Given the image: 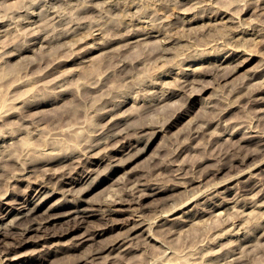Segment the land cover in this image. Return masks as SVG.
I'll return each instance as SVG.
<instances>
[{
    "label": "rangeland",
    "instance_id": "obj_1",
    "mask_svg": "<svg viewBox=\"0 0 264 264\" xmlns=\"http://www.w3.org/2000/svg\"><path fill=\"white\" fill-rule=\"evenodd\" d=\"M262 63L264 0H0V264H264Z\"/></svg>",
    "mask_w": 264,
    "mask_h": 264
},
{
    "label": "bare ground",
    "instance_id": "obj_2",
    "mask_svg": "<svg viewBox=\"0 0 264 264\" xmlns=\"http://www.w3.org/2000/svg\"><path fill=\"white\" fill-rule=\"evenodd\" d=\"M144 30H145V29H144ZM144 30H141V31L145 32ZM131 32L133 33L134 31H131ZM136 32H137V31H136ZM151 32H153V30H152ZM156 32H157V31H156ZM129 33H130V32H129ZM134 33H135V32H134ZM139 33H141V32H139ZM146 33H147V32H146ZM135 34H136V33H135ZM158 34H161V33L158 32ZM125 35H126V34H125ZM125 35H124V36H125ZM137 35H138V33H137ZM137 35H136V36H137ZM127 36H128V35H127ZM127 36H125V37H127ZM132 36H134V35H132ZM158 36H159V35H158ZM125 37H122V38H123V39H128V38H125ZM130 37H131V36H130V34H129V38H130ZM134 37H135V36H134ZM122 38H121V39H122ZM131 38H132V37H131ZM144 38H146V36H145ZM147 38H148V37H147ZM121 39H120V40H121ZM140 39H141V38H140ZM110 40H112V38H111ZM123 41H124V40H123ZM136 41H138V40H136ZM127 42H128V40H127ZM129 42H130V41H129ZM134 42H135V41H134ZM109 43H112V41L109 42ZM130 44H131V43H130ZM111 45H112V44H111ZM127 45H128V44H127ZM108 46H109V45H108ZM112 50H113V49H112ZM112 50H111V51H112ZM108 51H110V50H108ZM262 64H263V63H262ZM263 65H264V64H263ZM261 68H262V66H261ZM203 73H206V72H203ZM203 73H201V74H203ZM128 74H129V73H127L126 76H128ZM206 74H207V73H206ZM208 75H209V74H208ZM130 76H131V75H130ZM124 77H125V74H124L123 78H124ZM126 79H128V77H127ZM184 83H185V82H184ZM187 83H188V81H187ZM185 84H186V83H185ZM181 85H183V84H181ZM260 85H261V84H260ZM262 85H264V84H262ZM183 87H184V86H183ZM258 88H259V87H258ZM205 89H207V88H205ZM205 89H204V90H205ZM247 89H248V88H247ZM253 89H254V88H253ZM255 89H256V88H255ZM261 89H262V88H261ZM204 90H203V91H204ZM257 90H258V89H257ZM236 91H237V90H236ZM248 91H249V90H248ZM259 91H260V89H259ZM263 91H264V90H263ZM169 92H170V91H169ZM172 93H173V92H172ZM234 93H235V92H234ZM175 94H176V93H175ZM173 95H174V94H173ZM251 95H252V94H251ZM167 97H168V96H167ZM242 97H243V95H242ZM246 97H247V96H246ZM246 97H245V98H246ZM125 98H126V97H125ZM125 98H124V99H125ZM162 98H164V96H163ZM165 98H166V97H165ZM252 98H253V97H252ZM260 98H261V97H260ZM106 99H107V98H106ZM106 99H104V101H105ZM122 100H123V99H122ZM163 100H164V99H163ZM258 100H259V99H258ZM109 101H110V100H109ZM120 101H121V100H120ZM124 101H125V100H124ZM126 101H127V99H126ZM153 101H154V100H153ZM159 101H160V100H159ZM154 102H156V100H155ZM161 102H162V101H161ZM105 103H106V101H105ZM107 103H109V102H107ZM110 103H111V101H110ZM156 103H157V102H156ZM123 104H124V103H123ZM123 104H122V105H123ZM152 104H154V103H152ZM152 104H151V105H152ZM110 105H111V104H110ZM116 105H117V106H121V105H118L117 103H116ZM149 106H150V105H149ZM155 106H156V105H155ZM157 106H158V105H157ZM144 107H145V106H144ZM152 107H153V106H152ZM108 108H109V106H108ZM108 108H107V110H108ZM117 108H118V107H117ZM148 108H149V107H148ZM148 108H147V106H146V111L149 110L151 107H150L149 109H148ZM154 108H155V107H154ZM152 109H153V108H152ZM155 109H156V108H155ZM112 110H113V108H112ZM144 110H145V108H144ZM104 111H105V110H104ZM108 111H110V109H109ZM106 112H107V111H106ZM183 112H184V111H183ZM107 113H108V112H107ZM180 113H181V111H180ZM176 118H177V117H176ZM100 119H101V117H100ZM109 121L111 122V120H109ZM113 121H114V120H113ZM211 121H212V120H211ZM113 125H114V124H113ZM137 128H138V127H137ZM140 128H141V127H140ZM140 128H139V129H140ZM142 128H144V126H142ZM203 128H205V127H203ZM247 129H248V128H247ZM195 130L197 131V129H195ZM195 130H193V131L196 132ZM199 130H200V129H199ZM251 131H252V130H251ZM256 131H258V130H255L254 132H256ZM258 132H259V131H258ZM116 133H118V132H116ZM123 133H125V132H123ZM192 133H193V132H192ZM198 133H199V132H197V134H198ZM256 133H257V132H256ZM260 133H261V135L257 134V135H259V136H253V135H252L251 137H252L253 139H254L255 137H260V138H262V139L257 140V141H259V142L261 143V145H259V146L264 147V138H263V136H262L263 133H262L261 131H260ZM118 134H119V133H118ZM118 134H114V136L117 137ZM120 134L122 135V133H120ZM126 134H128V133H125V136L127 137ZM197 134H196V135H197ZM102 135H103V134H102ZM112 135H113V134H112ZM188 135H189V134H188ZM255 135H256V134H255ZM109 136H111V135H109ZM114 136H113V138H116V137H114ZM119 136H120V135H119ZM123 136H124V135H123ZM261 136H262V137H261ZM128 137H130V138H128V139L131 140V137H133V135L131 136V135L128 134ZM189 137H190V135H189ZM196 137H197V136H196ZM247 137L249 138V137H250V134H249V136L247 135ZM108 138H110V137H108ZM187 138H188V137H187ZM192 138H193V136H192ZM244 138H246V137H244ZM248 138H247L246 140H249ZM252 138H251V139H252ZM106 139H107V138H106ZM118 139H119V138H118ZM120 139H121V138H120ZM134 139H135V138H134ZM122 140H123V139H122ZM122 140H121V141H122ZM103 141H104V140H103ZM114 141H116V140H114ZM117 141H119V140H117ZM125 141H126V140H125V138H124V141H123V142L125 143ZM127 141H128V140H127ZM186 141H187V140H186ZM193 141H195V139H194ZM104 142H105V141H104ZM119 142H120V141H119ZM119 142H116L117 144H116V143L114 144V147L116 148V151H117V147H118V146H115V145L120 144ZM123 142H121V143H123ZM191 142H192V141H191ZM199 142H200V141H199ZM110 143H111V142H110ZM112 143H113V142H112ZM135 143H137V141H136ZM138 143H139V142H138ZM253 143H254V142H253ZM253 143H252V144H253ZM98 144H99V142H98ZM130 144H131V143H130ZM185 144H186V142H185ZM91 145H92V144H91ZM91 145H90V151L93 150V149H91V147H92V148H95L96 143L93 144L94 147H93V145H92V146H91ZM120 145H121V144H120ZM124 145H125V144H124ZM194 145H196V144H194ZM194 145H193V147H194ZM98 146H99V145H98ZM259 146H257V147H259ZM88 147H89V145H88ZM114 147H112V148H114ZM123 147H124V146H123ZM96 148H97V147H96ZM121 148H122V147H121ZM190 148H191V147H190ZM86 149H87V147H86ZM109 149H110V148H108V150H109ZM260 149H261V148H260ZM108 150H107V151H108ZM110 150H112V149H110ZM113 150H114V149H113ZM84 151H86V150H84ZM84 151H83V152H84ZM87 151H88V153H89V149H88ZM102 151H103V150H102ZM122 151H123V150H121V152H122ZM237 151H239V149H238ZM97 152H98V151H97ZM100 152H101V151H100ZM105 152H106V151H105ZM124 152H125V151H124ZM258 152H259V151H258ZM260 152H261V150H260ZM80 153H81V152H80ZM231 153H233V152H231ZM255 153H256V152H255ZM263 153H264V152H263ZM256 154H257V153H256ZM261 154H262V153H261ZM87 155H88V154H87ZM99 155H100V154H99ZM89 156H90V155H89ZM92 156H93V155H92ZM130 156H131V155H130ZM130 156H129L130 159L128 158L129 160H126V159H125V160H126L125 162H127L126 165H128L129 163L132 162V160H134L133 158H134L135 155H132L133 158H131L132 156H131V157H130ZM247 156H250V155H247ZM247 156H246V157H247ZM58 157H59V156H58ZM63 157H64V156H63ZM65 157H66V156H65ZM71 157H72V156H71ZM78 157H79V156H78ZM78 157H77V158H78ZM83 157H84V155H83ZM83 157H82V158H83ZM137 157H138V156H137ZM61 158H62V157H61ZM67 158H68V157H67ZM67 158H66V159H67ZM88 158H89V157H88ZM91 158H93V157H91ZM94 158H95V157H94ZM96 158H97V157H96ZM102 158H103V157H102ZM238 158H239V157H238ZM58 159H60V157H59ZM64 159H65V158H64ZM100 159H101V158H100ZM53 160H54V159H53ZM74 160H75V159H74ZM78 160H79V158H78ZM88 160H90V159H88ZM261 160H262V159H261ZM50 161H51V160H50ZM62 161H63V160H62ZM75 161H76V160H75ZM81 161H82V160H81ZM83 161H84V160H83ZM242 161H243V160H242ZM242 161H241V162H242ZM46 162H47V161H46ZM48 162H49V161H48ZM51 162H52V161H51ZM51 162H50V163H51ZM94 162H95V161H94ZM259 162H260V165H261V162L263 163V161H259ZM50 163H49V164H50ZM60 163H61V161H60ZM74 163H75V162H74ZM78 163H80V161H78ZM78 163H77V164H78ZM89 163H90V161H89ZM257 163H258V162H257ZM257 163H255V164L258 165L259 163H258V164H257ZM51 164H52V163H51ZM77 164H76V165H77ZM81 164H82V163H81ZM221 164H222V163H221ZM253 164H254V163H253ZM255 164L253 165V167H255ZM27 165H28V164H27ZM85 165H86V164H85ZM85 165H84V166H85ZM116 165H117V164H116ZM242 165H243V164H242ZM44 166H45V165H44ZM72 166H73L72 169H74V168H75L74 165H72ZM79 166H80V165H79ZM79 166H78V167H79ZM114 166H115V165H114ZM124 166H125V165H124ZM224 166H225V164H224ZM258 166H259V165H258ZM258 166H257V167H258ZM31 167H32V166H31ZM46 167H48V166H46ZM59 167H61V166H59ZM78 167H76V168H78ZM110 167H111V166H110ZM119 167H120V166H119ZM219 167H220V166H219ZM222 167H223V166H222ZM43 168H45V167H43ZM76 168H75V169H76ZM111 168H112V167H111ZM121 168H122V167H121ZM251 168H252V167H251ZM29 169H30V168H29ZM31 169H32V168H31ZM47 169L50 170L49 167H48ZM59 169H60V168H59ZM61 169L63 170V168H61ZM61 169H60V170H61ZM72 169H71V170H72ZM81 169H82V168H81ZM249 169H250V168H249ZM24 170H27V168H26V169L24 168ZM49 170H47V171L49 172ZM60 170H59V171H53V172H55V174H57V173L60 174V173H59ZM62 170H61V171H62ZM71 170H69V172H71ZM87 170H88V168H87ZM215 170H219V169L217 168V169H215ZM221 170H222V169H221ZM246 170H248V169H246ZM246 170H245V171H246ZM253 170H254V168H253ZM253 170H251V171H253ZM72 171H73V170H72ZM85 171H86V170H85ZM67 172H68V171H67ZM74 172H75V171H74ZM77 172H79V171H77ZM217 172H218V171H217ZM241 172H242V171H241ZM241 172H240V173H241ZM46 173H47V172H46ZM49 173H50V172H49ZM62 173H63V171H62ZM62 173H61V174H62ZM71 173H73V172H71ZM88 173H89V171H88ZM107 173H108V172H107ZM107 173H106V174H107ZM238 173H239V172H238ZM240 173H239V175H242V173H241V174H240ZM244 173H245V172H244ZM246 173H247V172H246ZM263 173H264V172H263ZM51 174H52V173H51ZM51 174H49V175H51ZM53 174H54V173H53ZM64 174H65V172H64ZM253 175H254V174H253ZM60 176H61V175H60ZM62 176H63V175H62ZM63 177H64V176H63ZM83 177H85V176H83ZM89 177H90V176H89ZM237 177H238V176H237ZM239 177H240V176H239ZM251 177H252V176H251ZM253 177H254V176H253ZM256 177H257V176H256ZM259 177H260V176H259ZM259 177H258V178H259ZM249 178H250V177H249ZM260 178H261V177H260ZM262 178H263V177H262ZM65 179H66V178H65ZM72 180H73V179H72ZM149 180H151V179H149ZM259 180H260V179H259ZM19 181H20V180H19ZM58 181H59V180H58ZM157 181H158V180H157ZM180 181H181V180H180ZM193 181H194V180H193ZM198 181H199V180H198ZM261 181H262V179H261L259 182H261ZM153 182H154V181H153ZM263 183H264V182H263ZM57 184H58V183H57ZM63 184H64V183H63ZM70 184H71V182H70ZM101 184H102V183H101ZM153 184H154V183H153ZM159 184H160V183H159ZM177 184H178V183H177ZM215 184H216V183H215ZM215 184H213V185H215ZM218 184H220V183H218ZM218 184H216L215 186L218 187ZM255 184H256V183H255ZM258 184H259V183H258ZM261 184H262V183H261ZM133 185H136L135 187H137V183H136V184H133ZM133 185H132V187H131V186H130V187L133 188ZM141 185H143V184L141 183ZM56 186H57V185H56ZM91 186H93V185H91ZM139 186H140V185H139ZM163 186H164V185H163ZM172 186H173V185H172ZM210 186H211V185H210ZM215 186H214V187H215ZM257 186H258V185H257ZM44 187H45V186H44ZM126 187H127V186H126ZM173 187H174V186H173ZM175 187H176V186H175ZM177 187H178V186H177ZM180 187H181V186H180ZM217 187H215V188H217ZM219 187H220V185H219ZM251 187H252V186H251ZM55 188H56V187H55ZM208 188H210V187L208 186ZM208 188H205V189H208ZM212 188H213V187H212ZM212 188H210L209 190H211ZM254 188H255V187H254ZM53 189H54V188H53ZM59 189H60V188H59ZM157 189H158V188H157ZM42 190H43V189H42ZM129 190H130V189H129ZM124 191H125V190H124ZM203 191H204V190H203ZM53 192H54V191H53ZM55 192H56V191H55ZM204 192H205V191H204ZM208 192H209V191H208ZM62 193H63V192H62ZM64 193H66V191H65ZM67 193L69 194V192H67ZM131 193H132V195H133L134 192H131ZM156 193H158V192H154V194H156ZM192 193H193V192H192ZM192 193H191V194H192ZM196 193H197V192H196ZM201 193H202V192L200 191V194H201ZM55 194H56V193H55ZM68 194H67V196H68ZM119 194H120V193H119ZM119 194H117V195L120 196L122 193H121L120 195H119ZM154 194H153V195H154ZM189 194H190V193H189ZM194 194H195V193H194ZM194 194H193V195H194ZM197 194H198V193H197ZM202 194H203V193H202ZM202 194H201V195H202ZM206 194H207V193H206ZM50 195H52V192H51ZM50 195H48V196L50 197ZM62 195H64V194H62ZM70 195H71V194H70ZM123 195H124V194H123ZM123 195H122V196H123ZM125 195H126V194H125ZM198 195H199V194H198ZM198 195L195 196L196 199H197ZM210 195H211V194H210ZM122 196H120V197L122 198ZM130 196H131V195H130ZM133 196H134V195H133ZM189 196H190V195H189ZM44 197H46V196H44ZM44 197H43V198H44ZM61 197H62V196H61ZM115 197H117V196L115 195ZM126 197H127V196H126ZM47 198H48V197H47ZM47 198H46V199H47ZM63 198L65 199L64 196H63ZM130 198H131V197H130ZM192 198H194V197L192 196ZM192 198H190V199H192ZM66 199H67V198H66ZM66 199H65V200H66ZM116 199H117V198H116ZM124 199H125V198H124ZM42 200H43V199H42ZM42 200H41V201H42ZM44 200H45V198H44ZM70 200H71V199H70ZM110 200H111V199H110ZM112 200H113V199H112ZM112 200H111V202H112ZM82 201H84V200H82ZM86 201H87V200H86ZM108 201H109V200H108ZM113 201H114V200H113ZM117 201H119V200L117 199ZM124 201H125V200H124ZM130 201H131V199H130ZM187 201H190V200H187ZM187 201H186V202H187ZM69 202H70V201H69ZM73 202H74V201H73ZM101 202H102V201H101ZM111 202H110V205H111V204L113 205L114 202H113V203H111ZM133 202H134V201H133ZM133 202L131 201L130 203L133 204ZM186 202H185V203H186ZM55 203H56V201H55ZM87 203H88V202H87ZM99 203H100V202H99ZM103 203H104V202H103ZM103 203H102V204H103ZM105 203H106V202H105ZM108 203H109V202H108ZM124 203H125V202H124ZM130 203H129L128 205H130ZM182 203H183V202H182ZM189 203H190V202H189ZM7 204H8V203H7ZM53 204H54V203H53ZM59 204H60V203H59ZM62 204H63V203H62ZM62 204H61V205H62ZM76 204H77V203H76ZM115 204L124 205L123 202H122V200H121L120 202L115 203ZM125 204H127V202H126ZM135 204H136V201H135ZM137 204H138V203H137ZM25 205H26V204H25ZM94 205H95V204H94ZM96 205H97V204H96ZM106 205H107V204H106ZM110 205H109V206H110ZM112 205H111V206H112ZM178 205H179V204H178ZM181 205H182V204H180V206H181ZM184 205H185V204H184ZM213 205H214V204H213ZM13 206H14V205H13ZM100 206H102V205H100ZM114 206H115V205H114ZM11 207H12V206H11ZM23 207H24V206H23ZM49 207H50V206H49ZM49 207H48V209H47V211H49V212H44V211H43L44 214H42L43 212L40 213V214H42V216H40V215L38 216V214H37V212H36L35 210L28 209V211L25 212L23 215H24V217L27 218L28 222H29V221H30V222H29L28 224H26L25 226H22V227L15 226V227L17 228L19 234L25 236L26 234H28V233H30V232H32V231L38 230L40 224H42V226H44V225L50 223L51 220L56 221L58 218H61V219H62L63 217H67V218H70V217H71L70 219H72V218H74V217H73V213L76 214V219L79 220L80 218H83V217H84L83 212L85 211V208H86V207L83 208L84 210H81V209H80V210H74V211L71 210V211H70V209H68L70 206H68V205H66V206H62V207H61V206H52V204H51V207H50V208H49ZM87 207H88V206H87ZM138 207H139V206H138ZM32 208H33V207H32ZM34 208H35V207H34ZM36 208H37V207H36ZM62 208H63V209H62ZM75 208H76V207H75ZM77 208H78V207H77ZM95 208H96V207H95ZM98 208H100V207H98ZM113 208H114V207H113ZM139 208H140V207H139ZM178 208H180V207L178 206ZM15 209H16V208H15ZM45 209H46V208H45ZM49 209H50V210H49ZM78 209H79V208H78ZM88 209H89V208H88ZM88 209H87V210H88ZM90 209H91V208H90ZM107 209H108V208H107ZM109 209H110V208H109ZM119 209H120V208H119ZM119 209H118V210H119ZM176 209H177V207H176ZM12 210H13V209H12ZM92 210H93V208H92ZM94 210H97V209H94ZM104 210H105V209H104ZM112 210H114V209H112ZM135 210H136V208H135ZM135 210H133V211H135ZM138 210H139V209H138ZM174 210H175V206H174ZM18 211H20V210H18ZM98 211H99V209H98ZM102 211H103V208H102L101 212H102ZM110 211H111V210H110ZM110 211H109V212H110ZM116 211H117V208H116ZM175 211H176V210H175ZM212 211H213V210H212ZM214 211H215V210H214ZM106 212H107V211H106ZM106 212H105V213H106ZM119 212H120V211H119ZM173 212H174V211H172V213H173ZM6 213H8V212H6ZM9 213H10V212H9ZM98 213H99V212H98ZM168 213H169V212H168ZM175 213H176V212H175ZM15 214H16V213H15ZM90 214H91V213H90ZM107 214H108V213H107ZM112 214H113V213H112ZM1 215H2V214H1ZM21 215H22V214H21ZM168 215H169V214H168ZM2 216H3V215H2ZM5 216H7V214H6ZM5 216H4V217H5ZM85 216H86V215H85ZM4 217L2 218V220L4 219ZM105 217H106V216H105ZM107 217H108V216H107ZM17 218H18V217H17ZM36 218H40V219H38V221H39V220H40V221L37 222V221H36ZM15 219H16V218H15ZM15 219H14V220H15ZM18 219H19V218H18ZM22 219H23V218H22ZM70 219H69V220H70ZM107 219H108V218H107ZM10 220H11V219H10ZM16 220H17V219H16ZM27 220H26V221H27ZM67 220H68V219H67ZM78 220H77V222H78ZM80 220H81V219H80ZM80 220H79V223H80ZM84 220H85V218H84ZM74 221H75V220H74ZM74 221H73V222H74ZM82 221H83V219H82ZM8 222H9V221H8ZM11 222H12V221H11ZM11 222H9V223H11ZM62 222H64V221H62ZM66 222H67V221H66ZM71 222H72V221H71ZM71 222H70V223H71ZM2 223H3V222H2ZM12 223H14V222H12ZM12 223H11V224H12ZM59 223H60V222H59ZM68 223H69V222H68ZM141 223H142V222L140 221V222L135 226V228L133 229V232H134L135 230H138V229L143 228L145 222H143V224H141ZM66 224H67V223H66ZM72 224H73V223H72ZM75 224H76V223H75ZM77 224H78V223H77ZM12 225H13V224H12ZM18 225H20V223H18ZM36 225H37V226H36ZM54 225H55V224H54ZM73 225H74V224H73ZM78 225H79V224H78ZM116 225H117V224H116ZM134 225H135V224H134ZM42 226H40V227H42ZM75 226H76V225H75ZM112 226H113V225H112ZM11 227H12V226H11ZM70 227H71V226H70ZM13 228H14V227H13ZM13 228H12V229H13ZM43 228H44V227H43ZM46 228H47V227H46ZM73 228H74V226H73ZM75 228H76V227H75ZM132 228H133V226L131 227V229H132ZM41 229H42V228H41ZM71 229H72V227H71ZM106 229H107V228H106ZM66 230H67V229H66ZM68 230H69V229H68ZM68 230H67V232H68ZM39 231H40V230H39ZM43 231H44V230H43ZM45 231H46V230H45ZM45 231H44L43 233H45ZM70 231H71V230H69V232H70ZM18 232H17V233H18ZM67 232H66V234H67ZM2 233H3V232H2ZM11 233H12V232H11ZM47 233H48V232H47ZM47 233H46V234H47ZM93 233H94V232H93ZM102 233H103V232L101 231V232H99V233H95V234L100 235V234H102ZM128 233H129V232H128ZM4 234H5V232H4ZM64 234H65V233H64ZM95 234H94V235H95ZM131 234H132V233H131ZM6 235H7V234H6ZM17 235H18V234H17ZM43 235H45V234H43ZM47 235H48V234H47ZM47 235H46V236H47ZM56 235H57V234H56ZM138 235H139V234H138ZM32 236H33V235H32ZM49 236H52V235H49ZM84 236H85V235H84ZM22 237H23V236H22ZM30 237H31V236H30ZM42 237H43V236H42ZM128 237H129V235H128L126 238H124V239H119V240L116 241L114 244L111 243L112 245H107V244H106V245L108 246V248H111V250L116 249L115 246L118 245L120 242H121L120 245H123L124 243L126 244V242L130 239V238L127 239ZM133 237H134V236H133ZM133 237L131 238V240L133 239ZM135 237H137V236H135ZM23 238H24V237H23ZM47 238H48V237H47ZM42 239H43V238H42ZM85 239H86V238H84V240H85ZM126 239H127V240H126ZM22 240H23V239H22ZM86 240H87V239H86ZM123 240H124V241H123ZM22 242H23V241H22ZM80 242H82V241H80ZM130 242H131V241H130ZM79 244H80V243H79ZM160 244H162V243H160ZM120 245H119V246H120ZM128 245H129V244H128ZM101 248H102V247H101ZM101 248H99V249L96 248V249H97V250H96V253L93 254V253L91 252V255H90V256L96 255V254H98L99 252H101V251H100ZM108 248H107V249H108ZM133 248H134V247H133ZM124 249H126V248H124ZM130 249H132V247H131ZM130 249H129V250H130ZM98 250H99V251H98ZM101 250H102V249H101ZM103 250H105V249H103ZM127 250H128V249H127ZM92 251H93V250H92ZM97 251H98V252H97ZM93 252H94V251H93ZM87 254H88V252H87ZM82 257H84V256H82ZM82 257H81V258H82ZM85 257H86V256H85ZM85 257H84V258H85ZM87 257H88V256H87ZM93 258H94V257H93ZM94 259H95V258H94ZM78 260H80V258H78ZM78 260H77V262H78ZM81 260H82V259H81ZM92 260H93V259H92ZM70 261H71V260H70ZM74 261H76V260H73V261H72L73 263H72V262L70 263V262H68V261H67V262H68V264H76L77 262L74 263ZM86 262H87V260H86ZM78 263H79V262H78ZM65 264H67V263H65Z\"/></svg>",
    "mask_w": 264,
    "mask_h": 264
}]
</instances>
